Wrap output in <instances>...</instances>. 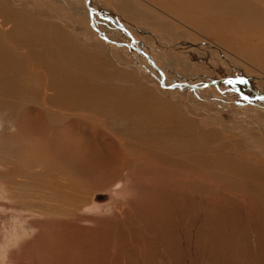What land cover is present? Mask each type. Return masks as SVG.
<instances>
[{
    "label": "rangeland",
    "instance_id": "1",
    "mask_svg": "<svg viewBox=\"0 0 264 264\" xmlns=\"http://www.w3.org/2000/svg\"><path fill=\"white\" fill-rule=\"evenodd\" d=\"M88 1L0 0V264H264V0Z\"/></svg>",
    "mask_w": 264,
    "mask_h": 264
},
{
    "label": "bare ground",
    "instance_id": "2",
    "mask_svg": "<svg viewBox=\"0 0 264 264\" xmlns=\"http://www.w3.org/2000/svg\"><path fill=\"white\" fill-rule=\"evenodd\" d=\"M202 1H205V2H207V0H202ZM88 4H89V7H90V9H91V5H90V0L88 1ZM203 5V4H202ZM207 5V4H206ZM208 7H210V6H208ZM205 10L208 12V8H205ZM215 11V10H214ZM217 15V14H216ZM219 15V14H218ZM217 15V16H218ZM219 18V17H218ZM213 23V22H212ZM1 49H2V47L0 46V51H1ZM0 54H2L1 52H0ZM3 55V54H2ZM8 63V62H7ZM4 64V62H1V68H0V71L1 72H3V68H2V65ZM11 66V68H12V70H10V69H5L4 71L5 72H7L8 74L5 76V77H3V78H1L0 77V85H1V88H2V90L3 91H6L7 92V90L9 89V87L11 86V82L13 81V82H15L14 80H15V78H14V73H13V66L12 65H10ZM16 69V68H15ZM21 71V70H20ZM18 74V73H17ZM20 81V80H19ZM24 81V80H23ZM187 85H189V84H187ZM191 85V84H190ZM11 88V87H10ZM15 89L17 90V88L15 87ZM15 92V91H14ZM75 103V102H74ZM14 109V108H13ZM78 165V164H77ZM54 167V166H53ZM82 167V166H81ZM52 168V167H51ZM57 170H59L58 168H57ZM86 171V170H85ZM81 172V171H80ZM83 173V172H82ZM85 174V173H84ZM121 184V183H120ZM113 199V198H112ZM104 204V203H103ZM84 209V208H83ZM91 210V209H90ZM100 210V209H99ZM92 211V210H91ZM87 212V211H86ZM89 212V211H88ZM93 212V211H92ZM94 212H96V211H94ZM226 249V247L225 248H223V250L224 251H226L225 250ZM241 252V251H240ZM240 256H242V255H240ZM228 263H230V262H228Z\"/></svg>",
    "mask_w": 264,
    "mask_h": 264
},
{
    "label": "water",
    "instance_id": "3",
    "mask_svg": "<svg viewBox=\"0 0 264 264\" xmlns=\"http://www.w3.org/2000/svg\"><path fill=\"white\" fill-rule=\"evenodd\" d=\"M92 10V12H97L96 10H94V9H91ZM142 53H144L141 49H139ZM147 57H148V55H147V53H144ZM158 68V67H157ZM187 84L188 83H184V84H181V83H176V84H174V85H171V87H182L183 85H186L187 86ZM189 87H194L193 85H190L189 84Z\"/></svg>",
    "mask_w": 264,
    "mask_h": 264
}]
</instances>
